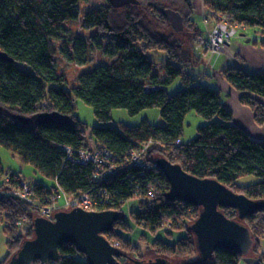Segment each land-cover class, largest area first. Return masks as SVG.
I'll return each instance as SVG.
<instances>
[{
    "label": "trees",
    "instance_id": "obj_1",
    "mask_svg": "<svg viewBox=\"0 0 264 264\" xmlns=\"http://www.w3.org/2000/svg\"><path fill=\"white\" fill-rule=\"evenodd\" d=\"M83 1L88 0H0V145L55 181L52 186L32 182L34 194L49 203V195L58 185L68 196L87 191L97 195L92 191L99 182L96 167L91 162L72 160L65 147L74 150L104 147L121 164L131 149L153 139L155 142L146 156L152 164L157 157L164 156L198 177L217 178L238 193L263 199L264 139L253 137L234 121L233 112L221 100L220 90L198 83L196 78L201 72L195 73V69L202 67L204 60L196 50V37L202 31L193 18V2L139 0L138 4L114 7L108 1L82 12ZM203 3L207 16L215 21L225 17L241 27L264 28V0H203ZM167 9L183 15L184 29H174L165 13ZM79 18L84 26L107 35L104 51L113 48L115 57L81 73L79 85L68 89L67 78L56 70L58 50L66 52L69 59L73 57L66 42L58 48L55 40L66 30L68 22ZM260 44L264 46V39ZM73 47L79 62H85L86 44L75 43ZM158 52L166 54L163 77L152 71ZM219 73L240 93L239 100L252 110L254 122L263 126L264 71L251 72L227 64ZM180 77L185 86L170 94L167 86ZM152 86L158 88L147 89ZM76 98L93 106L101 122L112 120L115 108H124L135 115L154 107L159 109L160 121L144 118L135 125H95L88 137L86 123L76 115ZM192 110L207 122L198 127L193 138L184 141L185 120ZM56 111L71 116V123L26 124L18 117ZM0 172H3L1 161ZM8 175L11 183L21 178L15 172ZM248 175L259 180L240 184V179ZM152 180L156 181L158 191L150 197ZM9 184L1 182L0 188ZM100 186L107 190L108 198H97L99 210L114 209L121 213L113 229L104 235L126 254L144 260L163 256L173 264L174 257L188 256L197 250L190 225L201 208L171 200L169 182L159 168L126 165ZM131 199L137 201V208L130 209L128 219L122 211ZM222 209L227 216L238 218L236 209ZM38 210L18 197L0 196V220L5 223L8 237V253L0 264H7L22 242L35 236L33 222ZM24 216L29 218V226L15 225V220ZM243 222L253 235L252 249L259 250L264 237V210L248 215ZM139 242H144L148 250L143 251ZM242 256L221 249L213 259H197L188 264H239ZM34 264L41 262L37 260ZM48 264H88V261L73 243H65L60 246L59 260H50ZM114 264L133 261L120 256Z\"/></svg>",
    "mask_w": 264,
    "mask_h": 264
},
{
    "label": "water",
    "instance_id": "obj_2",
    "mask_svg": "<svg viewBox=\"0 0 264 264\" xmlns=\"http://www.w3.org/2000/svg\"><path fill=\"white\" fill-rule=\"evenodd\" d=\"M114 7L128 3L138 4L139 0H108ZM172 26L177 31L184 29L183 15L176 10L167 9ZM250 39H248L249 41ZM23 123L69 124L71 116L56 112H43L33 116H18ZM157 168L162 170L169 182V198L200 207L198 217L190 225L196 237L197 258L176 261L173 264H185L213 259L215 252L221 249L248 254L254 245L250 228L243 220L250 214L264 210V198L252 199L244 193H238L217 178L198 177L186 171L181 164L173 163L164 156L155 160ZM223 207L234 208L238 218H231ZM121 213L114 209L88 210L73 207L60 210L54 219L44 216L34 218L35 236L25 239L7 264H48L60 258V246L73 243L77 251L83 253L88 264H114L118 257L125 256L133 264H172L167 257L156 256L148 260L134 258L126 254L117 244L110 241L104 232L113 229Z\"/></svg>",
    "mask_w": 264,
    "mask_h": 264
},
{
    "label": "rangeland",
    "instance_id": "obj_3",
    "mask_svg": "<svg viewBox=\"0 0 264 264\" xmlns=\"http://www.w3.org/2000/svg\"><path fill=\"white\" fill-rule=\"evenodd\" d=\"M108 0H88L83 1L80 3L81 11L84 12L90 8H97L105 3ZM195 10L193 14V18L196 21L197 26L199 28L205 30V19L204 15L207 16L206 11L205 14H200L199 9L194 1H192ZM205 9V7H204ZM216 22V21H215ZM66 30H64L59 37L56 38V44L58 48L62 46L63 41L67 43L70 47V54L73 57L69 59L66 52H64L61 48L58 50L57 53V66L56 70L59 74H64L67 78L68 82L66 83L65 87L70 89L71 87L79 85V77L81 73L87 72L94 67L98 66L99 64L108 63L113 59L115 56L112 54L114 49H109V51H104V46L108 42L107 35L103 34L102 32L97 31L93 27L84 26L82 24V18L72 20L66 24ZM205 27V28H204ZM251 40L248 41V39ZM264 39V28L258 26H247V27H240L238 29L237 34L232 38V44H236L237 42H242L245 44L253 43L254 41H258V45L261 46L260 41ZM196 42V41H195ZM75 43H83L86 44V61L80 63L78 57L75 55ZM101 43V44H100ZM197 45V44H196ZM205 55V53H203ZM210 57V55H206ZM154 64L152 66V71L155 73L160 74L162 77L164 76V61L166 59V54L163 52H158L154 57ZM206 60L204 62L206 63ZM204 64V63H203ZM203 64L201 66H203ZM210 67V66H209ZM210 72V68H208ZM197 72V71H196ZM195 75V73H194ZM199 83V77H196ZM206 79V78H205ZM207 83V81H202V83ZM210 85V84H209ZM185 83L183 79L180 77L176 79L172 84L167 86V90L170 94H173L183 88ZM211 87L213 85H210ZM76 105V115L80 120L86 123L87 125V136L91 135V128L95 125L100 124H109L115 127H120L121 123H125L128 125H135L139 124L144 118H149L152 122H155V119L159 113V109L157 107L148 108L141 111L138 114L132 115L124 108H115L112 111V120L108 122H101L94 111L93 106L86 103L81 98L75 99ZM207 120L202 117L201 115L197 114L195 111H190L187 114L185 120V131H184V141H188L189 139L193 138L197 132L198 127L202 124H205ZM0 161L2 164L3 172H0V183L7 182L9 177V172L19 173L21 178L26 179L29 183L34 181H41L48 186H52L55 184V181L45 177L42 173L37 171L35 167L31 164L24 163L20 160V158L15 155L10 149H8L4 145H0ZM259 179L253 175H248L242 177L240 179V184L247 185L258 181ZM6 188V187H5ZM65 198H61L60 202H64ZM137 208V201L135 199H131L125 206L122 211V214L126 218H130V209ZM25 217V216H24ZM18 219L15 220V225L17 226H29L30 221L28 218V222L22 221L20 219V224L17 223ZM34 223V222H33ZM5 223L0 220V261L6 256L8 253V246L7 240L8 237L4 232ZM34 227V224H33ZM114 243V242H113ZM116 244V243H114ZM139 245L143 248V251H147L146 244L144 242H139ZM148 255H151L148 252ZM156 257V256H155ZM154 258V257H153ZM197 254L196 251L191 255L184 256V257H174L173 260L180 261V260H192L196 259ZM239 264H264V237L261 239V245L259 250L251 251L243 255Z\"/></svg>",
    "mask_w": 264,
    "mask_h": 264
},
{
    "label": "built area",
    "instance_id": "obj_4",
    "mask_svg": "<svg viewBox=\"0 0 264 264\" xmlns=\"http://www.w3.org/2000/svg\"><path fill=\"white\" fill-rule=\"evenodd\" d=\"M241 26L238 24H231L225 17H220L212 29L207 30L206 33L198 34L196 37L197 47L205 55H213L220 53L225 49L232 38L237 34L238 29ZM207 69V65L204 72ZM203 72V73H204ZM200 79H202L203 74H201ZM157 86L147 87L148 90L156 89ZM153 139L146 141L141 147L134 148L130 150L129 157L126 161L121 164L118 163L115 154L107 148L95 146L93 148H80L79 150H74L72 147L68 146L65 149L68 152V157L74 161H79L82 163H93L96 167L95 177L98 178L99 182L97 187L94 186L92 191H96L97 195L91 193V191L81 192L78 195L68 196L65 192L57 185L53 189V193L49 195L50 202L44 203L36 194H34L33 186L31 183L26 181L24 178H20L16 183H11L10 177L7 181L9 184L6 188H0V196L10 195L20 198L26 201L32 206L38 207L39 215L47 218H53L54 214L59 210H68L73 207H83L88 210H99L97 207L98 197L101 199L108 198V192L100 183L108 179L113 173L116 172L120 167L126 165H136L143 168L151 167L154 164L146 159L148 155V150L154 144ZM180 142V141H179ZM152 180L149 182L151 188L148 191L150 197L158 191L155 183ZM65 198L64 202H60L61 198ZM22 221L28 222V217H23ZM18 224H20V219H18Z\"/></svg>",
    "mask_w": 264,
    "mask_h": 264
},
{
    "label": "crops",
    "instance_id": "obj_5",
    "mask_svg": "<svg viewBox=\"0 0 264 264\" xmlns=\"http://www.w3.org/2000/svg\"><path fill=\"white\" fill-rule=\"evenodd\" d=\"M191 1L195 2L200 14H205L203 0ZM204 19L206 29L203 30L200 28L202 33H206L207 30L212 29L215 25V19L206 15H204ZM249 39L251 40V38ZM258 44L259 43H256V41H254L252 44H245L241 41L237 42L236 44H232V42H230L225 49H223L220 53L213 55L211 58L204 55L196 45V50L202 55L203 60H207L206 63L204 62L202 67L195 69V73L196 71H200V74H203V77L201 80H199V83L210 88L220 90L221 100L223 101L224 105L233 112L234 121L238 125L242 126L253 137L264 139V125L258 126L254 122V114L252 110L249 107L242 105L239 100L240 93L230 83L222 79L219 73L221 68L227 64H236L251 72L264 71V46H260ZM206 65L207 69L204 72ZM208 68L211 69L210 72L208 71ZM205 80L207 83L213 86L211 87L209 84H206V82L202 83V81ZM262 100L264 101V99ZM159 116L160 112L155 119V122L157 123L160 121Z\"/></svg>",
    "mask_w": 264,
    "mask_h": 264
},
{
    "label": "bare ground",
    "instance_id": "obj_6",
    "mask_svg": "<svg viewBox=\"0 0 264 264\" xmlns=\"http://www.w3.org/2000/svg\"><path fill=\"white\" fill-rule=\"evenodd\" d=\"M64 210H66V209H64ZM60 211V210H59ZM50 219H54V217L53 218H50Z\"/></svg>",
    "mask_w": 264,
    "mask_h": 264
}]
</instances>
